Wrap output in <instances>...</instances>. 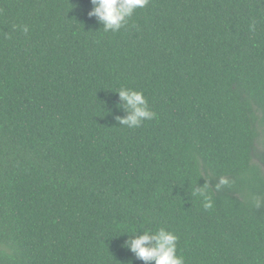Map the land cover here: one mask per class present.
Segmentation results:
<instances>
[{"label":"trees","instance_id":"trees-1","mask_svg":"<svg viewBox=\"0 0 264 264\" xmlns=\"http://www.w3.org/2000/svg\"><path fill=\"white\" fill-rule=\"evenodd\" d=\"M92 8L0 0V264H144L124 245L160 228L185 264H264V0H149L117 32ZM121 88L155 118L120 126Z\"/></svg>","mask_w":264,"mask_h":264},{"label":"clouds","instance_id":"clouds-1","mask_svg":"<svg viewBox=\"0 0 264 264\" xmlns=\"http://www.w3.org/2000/svg\"><path fill=\"white\" fill-rule=\"evenodd\" d=\"M148 3L149 0H91L93 8L88 16L95 18L105 32H117L125 27L137 9L145 8ZM23 31L27 33L28 28L24 26ZM116 94L121 102L117 108L126 113L123 117H116L120 126L139 128L144 121L155 118V113L150 110L148 101L142 92L121 88ZM229 183L227 178L220 177L215 189L219 191ZM209 186L206 182L203 187H197L193 193L203 199L205 209L213 207L212 197L207 191ZM254 199L257 208L264 206V201L260 198ZM130 237L124 247L144 264H185L184 258L177 254L179 238L171 231L160 228L155 232L143 231V235L135 234Z\"/></svg>","mask_w":264,"mask_h":264},{"label":"rangeland","instance_id":"rangeland-1","mask_svg":"<svg viewBox=\"0 0 264 264\" xmlns=\"http://www.w3.org/2000/svg\"><path fill=\"white\" fill-rule=\"evenodd\" d=\"M263 147H262V138L257 142L256 144V150H255V159L258 160V154L261 153Z\"/></svg>","mask_w":264,"mask_h":264}]
</instances>
